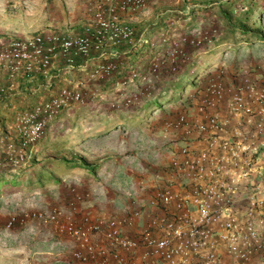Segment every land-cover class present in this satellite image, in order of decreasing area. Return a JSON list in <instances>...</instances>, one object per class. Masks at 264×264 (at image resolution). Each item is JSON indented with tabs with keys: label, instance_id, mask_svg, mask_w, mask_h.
<instances>
[{
	"label": "built area",
	"instance_id": "obj_1",
	"mask_svg": "<svg viewBox=\"0 0 264 264\" xmlns=\"http://www.w3.org/2000/svg\"><path fill=\"white\" fill-rule=\"evenodd\" d=\"M147 5L105 0L78 33L46 30L0 39V102L40 80L46 89L58 88L16 112L10 131L0 126V170L26 164L50 127L67 110L97 101L115 75L127 72L123 87L149 81L119 60L124 49L155 46L123 20ZM177 57L156 59L149 74L177 71ZM199 90L193 106L164 123L166 162L151 185L142 184L154 191L151 202L93 215L81 212L83 195L72 188L69 216L58 206L33 209L9 216L0 232L31 222L50 226L75 242L78 264H223L227 257L251 264L264 247V68L221 70ZM136 97L111 107H131Z\"/></svg>",
	"mask_w": 264,
	"mask_h": 264
},
{
	"label": "rangeland",
	"instance_id": "obj_2",
	"mask_svg": "<svg viewBox=\"0 0 264 264\" xmlns=\"http://www.w3.org/2000/svg\"><path fill=\"white\" fill-rule=\"evenodd\" d=\"M4 1L0 0V39L59 31L45 18L28 35H16L15 28L23 25L26 12L11 9ZM58 2L66 14L82 3L92 12L96 4L92 0ZM142 13L144 15L130 25L139 35L144 33L146 39L153 40L155 46L144 44L131 52L124 49L119 60L148 76L149 81L123 87L121 81L127 72L117 74L101 86L103 93L97 101L67 110L50 127L46 137L32 148L22 168L36 163L34 169L39 172L48 161L54 164L56 160L59 167L47 169L39 185H28L31 171L21 177L19 186H0V223L14 214L55 206L69 216L72 188L83 195L79 205L81 212L93 215L112 210L122 212L151 202L154 191L144 189L142 184L151 185L157 169L166 162L169 136H165L164 123L170 116L193 106L197 96V88L185 91L182 86V91L175 93L171 101L172 86L192 75H198L200 87L208 75L221 70L232 74L241 66L264 68V0H148L147 7L136 14ZM43 24L45 28H41ZM245 25L252 33L240 31ZM2 30L8 32L3 34ZM172 54L178 56L177 71L167 67L157 76L149 74L156 59L157 63L170 60ZM130 94L137 95L131 107L122 110L111 107ZM156 99L164 104L163 109L153 108ZM8 108L0 104V126L5 132L10 131L8 126L14 114L21 110L11 115ZM3 149L4 145H0L1 152ZM64 160L78 162L80 169L64 170L68 167ZM19 169L7 166L0 170V175L14 174ZM51 171H56V175L50 174ZM74 250L72 239L61 237L52 227L37 222L0 232V264H78L73 257ZM223 264L238 263L227 257ZM251 264H264V247Z\"/></svg>",
	"mask_w": 264,
	"mask_h": 264
},
{
	"label": "crops",
	"instance_id": "obj_3",
	"mask_svg": "<svg viewBox=\"0 0 264 264\" xmlns=\"http://www.w3.org/2000/svg\"><path fill=\"white\" fill-rule=\"evenodd\" d=\"M49 0H6L4 3L9 4L11 9L16 8L17 10H25L26 14L24 16L23 25L17 26L15 28V34L19 36L28 35V33L33 32V27L41 20L45 18L49 22L48 24L54 26L53 28L59 29V31H70L68 33H78L85 25L91 23L94 19V13L97 6L100 5L102 0H92L96 4L93 8L94 11H88L87 4L82 3V5H75L73 10H69L68 14L61 10L60 3H57V0H54L53 3H49ZM78 1V0H75ZM91 1V0H83ZM103 2V1H102ZM101 2V3H102ZM99 3V5H97ZM92 10V9H91ZM47 14V16H45ZM144 13L142 14H124V22L131 24L137 22ZM28 18V21H25ZM50 20V21H49ZM46 25H41V28H45ZM10 29V28H9ZM40 29V28H38ZM36 29V30H38ZM8 30H2L3 34H6ZM42 80L34 83L33 85L24 84L21 88V91L13 96L6 97L7 101L0 102L4 105V108L9 106L8 112L14 114L16 110L22 109V107L36 104L39 101L48 99L52 96L57 89H46L42 85ZM21 95V96H20ZM5 103V104H4ZM3 109V108H2ZM4 111V110H3Z\"/></svg>",
	"mask_w": 264,
	"mask_h": 264
},
{
	"label": "trees",
	"instance_id": "obj_4",
	"mask_svg": "<svg viewBox=\"0 0 264 264\" xmlns=\"http://www.w3.org/2000/svg\"><path fill=\"white\" fill-rule=\"evenodd\" d=\"M102 1L103 2L101 4H104L105 3V0H102ZM245 28H246V25L243 26V27H240V31L241 32H244V33H252L250 31L246 30ZM131 63H133V62H131ZM126 68L128 69L129 67H126ZM199 79L200 78L198 77V75H192L189 78L187 77V78L179 79L180 81L177 82L176 84H174L172 86V90H171L172 92L170 93V95H171L170 98L172 99L171 101H173L175 99V97H176V94L175 93L182 91V88H183L182 86H185V89H184L185 91L186 90H189V89H196L197 88L196 91H195V95H198L199 94V91H200L199 90L200 87L203 86V83H202V85L200 87H198V84L197 83H198V80ZM204 83H205V81H204ZM154 101L155 102H153V108H156L157 111L163 109L164 104H162L160 100L156 99ZM71 161L70 160H64V164H66L68 166L64 170H68V168L69 169H72V168L73 169H75V168L80 169V166H79V163L78 162H74V161L71 162ZM54 162L55 163L53 164V162L48 161L45 165H43V167H40L39 168L40 169L39 172H36L37 170L34 169L36 163H33V164L27 165L25 168H22L25 165L24 164L14 174H1L0 175V186H3V185L4 186H8V185H17V186H19V185H21V183L19 181L20 179H22L21 177H25L31 171H32V175L28 176L29 179H30L29 182H28V185H30V184L39 185V182L44 178L45 174L47 173V169H50V168H53V167L55 168V167H57L59 165L57 163V160L54 161ZM49 173L56 175L57 172L56 171L55 172H52L51 171ZM53 180L54 181H58L56 179H53Z\"/></svg>",
	"mask_w": 264,
	"mask_h": 264
}]
</instances>
